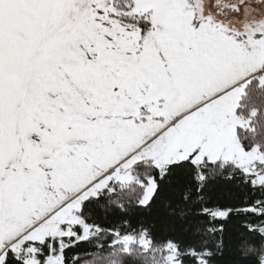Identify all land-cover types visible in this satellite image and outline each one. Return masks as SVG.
I'll return each instance as SVG.
<instances>
[{"label":"rangeland","instance_id":"374dc122","mask_svg":"<svg viewBox=\"0 0 264 264\" xmlns=\"http://www.w3.org/2000/svg\"><path fill=\"white\" fill-rule=\"evenodd\" d=\"M217 0H0V264H61L66 239L98 230L80 203L137 180L149 161H227L264 185L235 109L246 81L264 86V0L218 12ZM148 178L139 204L150 201ZM259 212L257 208H250ZM224 217L223 211H212ZM78 229V231H77ZM264 233V225L260 227ZM57 241L43 263L35 243ZM129 251L143 234L117 236ZM160 264H175L167 244Z\"/></svg>","mask_w":264,"mask_h":264},{"label":"trees","instance_id":"16d2710c","mask_svg":"<svg viewBox=\"0 0 264 264\" xmlns=\"http://www.w3.org/2000/svg\"><path fill=\"white\" fill-rule=\"evenodd\" d=\"M258 75L246 81L235 115L247 123L236 127L241 148L258 147L264 158V86ZM174 162L160 175L149 161L131 168L136 181L113 183L80 203L77 215L98 232L87 239H66L61 264H160L167 244L177 250L175 264H264V185H255L227 161ZM264 170V163L261 165ZM148 178L155 191L146 205L139 201ZM250 208H257L259 212ZM212 211L225 212L214 217ZM78 231V229H77ZM143 234L149 248L114 244L117 236ZM40 263L58 249L57 241L34 244ZM3 264H23L10 249Z\"/></svg>","mask_w":264,"mask_h":264},{"label":"flooded vegetation","instance_id":"af4514ba","mask_svg":"<svg viewBox=\"0 0 264 264\" xmlns=\"http://www.w3.org/2000/svg\"><path fill=\"white\" fill-rule=\"evenodd\" d=\"M263 0H217L218 12L232 13L239 12V8L244 4L261 3Z\"/></svg>","mask_w":264,"mask_h":264}]
</instances>
